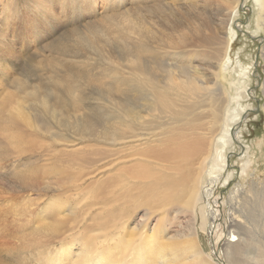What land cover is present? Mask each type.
<instances>
[{"label": "rangeland", "instance_id": "rangeland-1", "mask_svg": "<svg viewBox=\"0 0 264 264\" xmlns=\"http://www.w3.org/2000/svg\"><path fill=\"white\" fill-rule=\"evenodd\" d=\"M44 1L0 0V105L4 110L18 103L24 110L12 119L0 114V264H95L101 257L110 258L115 245L121 252L135 249L129 230L147 221V238L141 240L139 228L134 240L151 246L147 233L153 230L150 240L157 244L161 239L160 215L145 207L124 209L129 230L117 232V240L112 229L113 214L122 208L113 203V177L128 167L140 143L130 129L124 130L123 140L112 133L125 120L135 125L134 110L148 109L150 92L142 89L139 73L146 65L165 69H157L160 84L169 81V69L176 80H184L180 70L186 66V74L210 86L188 100L181 93L174 110L156 113L163 119L152 118L150 126L159 138L165 136L164 125L182 120L173 126L185 124L196 134L215 137L213 164L221 170L211 165L215 173L204 174L201 181L213 190L209 206L206 190L200 193L203 211L212 213L214 224L209 230L210 219L204 225L198 209L195 215L181 213L177 220L169 213L168 236L194 232L206 259H216L215 253L218 264H231L227 246L232 195L238 187L244 197L251 195V187L264 189V5L256 0L236 8L235 0ZM228 38L229 51L216 69L213 54ZM142 45L149 49L141 51ZM202 52L207 56H199ZM196 69L202 73L195 74ZM213 71L221 73L219 84L229 97L212 82ZM214 88L219 90L210 93ZM197 116L204 127L197 129ZM143 122L139 118L141 131ZM131 187L123 188L128 193ZM251 216L256 217L253 212ZM91 242L95 248L89 255L82 249ZM152 252L143 254L151 257Z\"/></svg>", "mask_w": 264, "mask_h": 264}, {"label": "bare ground", "instance_id": "bare-ground-1", "mask_svg": "<svg viewBox=\"0 0 264 264\" xmlns=\"http://www.w3.org/2000/svg\"><path fill=\"white\" fill-rule=\"evenodd\" d=\"M45 1L43 3H45ZM62 1H64V0H62ZM235 1H236L235 8L237 7V4L238 5L242 4V7H245V1L246 0H243V1L242 0H235ZM256 2L259 5H264V0H256ZM46 3H48V2H46ZM66 3H67V1H66ZM95 3L96 2L94 1L93 4H91V9H93L95 7ZM48 4H50V2ZM52 7H54V6H52ZM107 8H108V6H107ZM40 9L42 10V8H40ZM89 11H88V13H89ZM41 16H42V14H41ZM68 16H69V14H68ZM60 17H61V15H60ZM64 25H65V23H64ZM145 26H146V24H145ZM136 27H137V24H136ZM56 28H58V27H56ZM133 32H134V30H133ZM180 39L183 41L182 38H180ZM173 41L174 40H172V42ZM145 42H146V39H145ZM184 42L182 44H184ZM230 44H231V40H230V38H228L226 40V42L221 47H219L217 49V54H213L214 59H216V61H217L215 63L216 69L220 68V66L223 62V59L226 57V55L229 51L228 49L230 47ZM146 46L142 45L140 50L146 51L147 49H149ZM182 47H180V48H182ZM190 50H192V49H190ZM194 50H192V51H194ZM195 52H197V51H195ZM197 54H198V52H197ZM178 55H180V54H178ZM199 56L203 57V56H207V54L205 52H202V54H200ZM135 61H138V63H139L140 57H135ZM180 65H182V64L180 63ZM156 68L158 69L159 65ZM138 69H139V67H137V72H138ZM157 69L151 67L150 65H146V67H143V69L141 68L139 70L140 79H141V80L140 79L139 80H140V84L142 85V89H144L145 91L148 90L150 92V94H148V95L150 96L149 99H150L151 103L149 104L148 109L140 107L141 109H138L139 111L134 110L132 113H133L135 125L133 126V122L131 120H125L121 125L122 128L120 130L118 129L116 131H113V133H112L114 139L115 138L116 139H122L125 137L124 130L130 129L132 131V133L136 132L133 135H135L136 138H140L139 139L140 143H139V145H136V147L134 148V152L131 155L132 161H129L131 163L127 164L128 167L127 168L123 167L121 170H119L117 173H115V175L113 177L114 182H112V190H111L112 194L114 195L113 203L114 204L118 203L120 205L122 204V208L115 211V213L113 214L114 217H116V219L114 220L113 226H112V224H111V226H112L113 233H114L113 238L117 240V232H119L121 230H123V231L129 230V228L127 227L126 221L124 220V213H125L124 209L129 210L130 208L138 209L140 207H145V211L150 212V213L151 212L154 213L153 210H157L159 215H160L159 220H161L159 227H157V234L160 235L159 237L161 239L157 240V244H156V242L154 243L152 240H150L151 237L154 235V230H153L152 233L151 232L147 233L149 243H147V241H146V243L150 244L151 246L142 245L145 243V242L142 243V241L147 238L146 236H143L144 233L146 232V227L148 225V223H147L148 221L146 220L147 222L144 223L141 227L137 228L135 226L129 230L130 231L129 238L131 240L130 243L131 244L134 242L137 243L135 249H132L131 251L127 250V251L121 252L119 250V248L115 245L113 247L114 254H112L110 258L103 259L101 257L102 260H101V258L97 259V261L94 262L95 264H218V261H220V260H218L219 257L217 255H215V253H213V255L216 259H213L210 257V258H208L209 259L208 260L205 258L204 250L199 245V243L195 237L194 232H191L189 234L187 233L186 235H183V233L180 234V232H179V233L172 234L170 237L168 236V234H169L168 223L170 221L169 213H173L172 219L177 220L178 216L181 215V213H190V215H193L194 212L198 209V211H197V212H199L198 215H200V219L202 220L204 225H206L208 218L210 219V222L208 223V227H207L209 230L212 228V226L214 224L212 222H213V220H215V217L214 218L212 217L213 216L212 213L209 210L205 211L206 213L203 211V205H202L203 201H201V197H200L201 194L200 193H201V190L203 191L202 188H204V187H202L203 185L201 184L202 176L204 174H212L213 175V173H215L214 169L211 168V165L214 166L213 162L215 161V158H216L215 148L217 145V141H216L215 137H213V135L208 134V133L196 134V133H194V131L196 129H193V130H192V128L189 129L186 127L185 124L182 126H176V127L173 126L176 123L182 122V120H177L174 123L170 122L172 125L171 127L168 126L167 124L164 125L163 129L165 130V136L159 137V138H156V135L158 133H156V132L153 133L154 130L150 126L151 120H153L152 118L155 119L154 122H159L158 120L163 119L162 117H159L158 115H156V113H159L160 115H162L164 113V111H163L164 108H168V112H170V113H171L172 109L174 110V107L176 106V103H175L176 99L175 98L180 96L181 93L184 94L183 98L188 100V99H191L194 95H196V93L198 94V92L202 91L203 89H205V90H211V89H210L209 85H204V82L200 83V81L197 79V77L191 76V74L188 72L186 74V72L184 71V70H188L186 68V66H183L180 70V72L183 73L186 77L184 80L180 79V77H178V79L176 80V78L173 74L174 71L169 69V70H167L169 72V76H168L169 81L168 82L166 81L167 83L160 84L158 77H157V75H158L157 71L158 70L164 71L165 69L164 68H160L158 70ZM195 72H196L195 74L202 73L201 71H199L197 69ZM153 73H155V74H153ZM195 74H193V75H195ZM210 76H212V82L214 83V85L219 86V89H220L219 90L218 88H214V89H212V91L210 93H215L219 90L223 94H226L229 97V94L225 90H223L219 84V78L221 77V73L219 71H213L210 74ZM137 77H138V75H137ZM208 81H207V83H208ZM239 87H241V86H237V88H239ZM195 100H197V99H195ZM207 100H209V99L207 98ZM215 101H216V99H215ZM11 103H14V102H11ZM57 104H60V103H57ZM193 105H194V102H193ZM196 105H197V103H196ZM201 105H203V104H201ZM224 105H222L221 109L219 110L220 116L224 112ZM2 106H4V105H2ZM2 106L0 105V114H3V112H5V114L3 116H6V117L11 118V119L14 116H15V118L21 117V115L24 113L23 108H21L18 103H16V105H12L11 106L12 109L11 108L7 109V106H6V109L4 108V110H3ZM126 112H127V110H126ZM142 112H143V114H142ZM210 112H211V110H210ZM211 114H213V118H215V119L217 118V119H219V122H221L220 120L222 118L220 119V116H217L215 111L212 110ZM205 116H206V114H205ZM183 117H181V118H183ZM1 118H3V117H1ZM139 118L144 119L142 126L145 125V127H144L143 131H141V129L139 130V128L137 127V125H139ZM195 119H196V121L194 124L197 125V129H198V128H200L202 119L200 118V116H197V118L195 117ZM201 127H204V125L203 126L201 125ZM159 128H162V127H159ZM218 128H219V126H218ZM220 129H222V128L220 127L219 130ZM186 130H188V132H186ZM216 132H218V130ZM216 132H215V134H216ZM224 133H226V132H224ZM12 138H13V136H12ZM133 138L134 137H132V139ZM220 140H223V138H220ZM134 144H136V143H134ZM223 156L224 155H222L220 152L219 158L222 159ZM215 168L219 169V171L221 170L220 166L215 167ZM129 184H132V187H131V190L127 193V191H125V188H123V187L124 186L126 187ZM117 190H119L120 192H118ZM212 191L213 190L210 188H208L205 191V193H206L205 205L206 204H208V206L210 205L209 198L211 196ZM242 191H243V188L241 189L240 187H238V189L234 191V195H232V199L233 200L235 199V203L230 202L232 206H231L229 218L231 221L230 226L232 229L230 231L228 229V246H227V248H229V250H228L227 256L230 258L231 264H237V262H239V264H264V189L260 190V189L256 188V186L251 187V189H250L251 195L248 197H244ZM134 203H136V204H134ZM104 206H106V205H104ZM208 206H206V208ZM256 210H261L262 213L260 214ZM252 212L255 214L256 217L251 216ZM204 213H205V215H204ZM257 214L260 216H258ZM204 216H206V219ZM258 219H260V220H258ZM43 220H46V219L43 218ZM139 228H140V231H139ZM138 231H139V233H141L139 235L141 237V240H142L141 242H139L140 240L139 241L134 240V236L138 233ZM186 231H189V230H186ZM181 232H183V231H181ZM199 232H201V231H199ZM201 235L203 236L204 234L201 233ZM97 238H99L98 240H100L101 235ZM115 242L118 243V241H114V243ZM86 243H87V241H86ZM86 243L83 245L84 247H83L82 251L89 252L88 254L91 255L92 252H94L95 242H91L89 245H87L88 243L87 244ZM204 245L206 246V248H208L205 241H204ZM254 245H257V247H256L257 251H254L252 249L254 247ZM146 246H148V247H146ZM146 248L148 250H153V252L151 253V257H147L148 254H145V253L143 254L144 251H147ZM97 254L103 256L102 252H98ZM105 255H107V254H105ZM81 256L82 255H79V257H81ZM94 256L99 257L97 255H94ZM239 257H241V259H242L241 261H238ZM239 260H240V258H239ZM86 262H89V261H85V263ZM90 262H91V260H90ZM86 264H88V263H86ZM219 264H221V263H219Z\"/></svg>", "mask_w": 264, "mask_h": 264}]
</instances>
